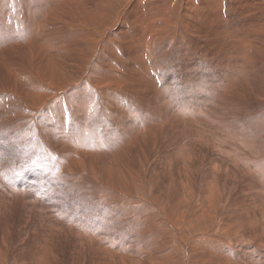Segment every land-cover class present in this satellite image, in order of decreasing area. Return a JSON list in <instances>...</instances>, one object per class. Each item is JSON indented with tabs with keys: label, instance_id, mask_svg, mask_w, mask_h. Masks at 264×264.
<instances>
[{
	"label": "rangeland",
	"instance_id": "374dc122",
	"mask_svg": "<svg viewBox=\"0 0 264 264\" xmlns=\"http://www.w3.org/2000/svg\"><path fill=\"white\" fill-rule=\"evenodd\" d=\"M100 1L114 15L110 25L125 9L123 32L141 33L146 17L164 25L145 56L119 55L146 84L122 79L119 86L115 78V88L114 80L105 89L99 76L84 85L67 77L58 92L48 84L55 96L46 105L45 96L35 105L0 85V264H158L138 260L145 253H131L122 234L161 252L163 264H264V0ZM45 2L0 0V83L9 64L4 54L28 47L36 53L64 39L60 33L39 42L40 20L29 30L32 10ZM94 30L100 40L107 31ZM104 49L99 62L116 66L120 60ZM107 62L94 71L101 75ZM26 72L23 78L32 75ZM85 159L93 161L90 177L78 171Z\"/></svg>",
	"mask_w": 264,
	"mask_h": 264
},
{
	"label": "bare ground",
	"instance_id": "6f19581e",
	"mask_svg": "<svg viewBox=\"0 0 264 264\" xmlns=\"http://www.w3.org/2000/svg\"><path fill=\"white\" fill-rule=\"evenodd\" d=\"M49 1V0H48ZM112 2L116 1V0H111ZM135 1V0H134ZM133 1V2H134ZM139 1V0H138ZM18 2V1H17ZM104 2V1H103ZM44 3V2H42ZM20 4V3H19ZM45 4H48L47 6L43 5V6H39L40 9H33L32 10V14H33V24L31 23V25L28 27L30 28L29 30L33 31V28H36L35 26L37 25V22L39 23V20H40V29H41V32L37 33V32H34L33 35H35L36 33V36L38 37V40L39 42L41 43H46V40L48 37L52 38L53 36L57 35V34H60L62 33L63 34V37L64 39L63 40H60V42H58L57 45L55 44H52L54 45L53 46V49L54 50H50V47L52 46L51 44L49 45V49L46 48H41V51L38 49L36 51V53H34V51H32L31 49L29 50V47L26 45V47H28V49L22 51V48H18L13 51H10V52H7L6 54H4L3 56V59H5L6 61L9 62V64L7 65V69H1V70H4L1 71V75L3 77V81L4 82H1L0 85L4 88V89H10L11 92H14L16 94L19 95L20 98H26L28 101L30 100L32 103H35L37 101H42V99L38 100V98L40 97H43L44 98V102L46 101L45 105L47 103H51L50 101L52 100V98L55 96L54 95V92H50V90L48 89V84H52V86H54L56 88V91L57 89L59 90V88L62 86L63 82L67 79V77L69 78H77L80 80L81 83H83V85L86 83V80L87 79H90V78H93V77H101L104 82L101 80V78L99 79L100 81H102L104 83V85L106 84L105 89L107 87V85H109V82H113L115 80V78H117L119 81H117L116 83V80L111 83L110 86L114 85L115 83L118 84L119 86L121 85L120 81H122V79H127L128 81H130L131 83L132 82H145V78L140 75L139 71H133V66H131V64H128V60L124 59V58H121L123 60H126L127 64L125 63V61L123 62V60L121 61L120 59V56H121V52H124V54H126L127 56H131L134 57L135 54L136 55H140L142 56H145L147 54V50H146V47H147V43H148V40H149V44H154L155 39L158 38V35L160 34V28H163L162 25L161 27L160 26H156L154 25L151 20H148L147 17L142 21L140 22H143L145 24L146 22V26L144 25V28L145 30L144 31H141V33L138 34V31H137V34L134 30H131L129 32H123V28H124V23H128V22H125L122 20L124 19L125 17V9L123 10H120V14L118 13V23L115 24L114 22V15L110 14L109 13V10L108 8L104 5V6H101L102 2L100 0H50V4L49 3H46ZM119 7V6H118ZM116 8V7H115ZM132 9V8H131ZM137 9V8H136ZM117 11V10H116ZM138 11V10H137ZM133 12V11H132ZM136 11L134 10V13ZM139 13V11L137 12ZM143 12H141L140 14H142ZM133 13H131L132 15ZM31 15V12L29 13L28 17ZM112 16L110 18V20L108 22H110L109 24L107 23V20H108V17ZM130 15V13H129ZM135 15V14H134ZM145 15V14H144ZM142 15V16H144ZM247 15V14H246ZM141 16V17H142ZM21 17V16H20ZM127 17V16H126ZM125 17V18H126ZM136 17V16H134ZM130 18V21L134 20L132 18L131 20V17L129 16ZM137 18V17H136ZM264 18V17H263ZM31 19V18H30ZM88 19V20H86ZM90 19V20H89ZM128 19V18H127ZM126 21H129L127 20ZM35 20V21H34ZM136 21H138L137 19H135ZM112 21H114V25H110L112 24ZM117 21V20H116ZM129 21V22H130ZM135 21V24H137ZM28 22V23H29ZM133 22V21H132ZM36 23V24H35ZM159 23V22H158ZM262 22H260L259 18H257L254 22V27H260V24ZM131 24V22H130ZM129 24V25H130ZM134 24V26H135ZM128 25V24H127ZM133 25V24H132ZM131 25V26H132ZM138 25V24H137ZM158 25V24H157ZM39 26V25H38ZM89 26L92 27V31H88L90 29H87L89 28ZM102 26H105L106 27V34L104 35V37L102 38V40L99 39V37H97L95 35V33H97V31L94 33V29H96L97 27H102ZM133 26V27H134ZM263 26V25H262ZM140 26H138L139 28ZM166 28V27H165ZM211 28V27H209ZM217 28V27H216ZM232 28V27H231ZM251 28V27H249ZM248 28V29H249ZM261 28H264V27H261ZM207 29V28H206ZM252 29V28H251ZM255 28H253L254 30ZM260 29V28H259ZM98 30V29H97ZM257 30V29H256ZM40 31V30H39ZM195 31V30H193ZM213 31V30H212ZM215 31V29H214ZM213 31V33H215ZM177 32V31H176ZM211 33V31H209ZM218 32V31H217ZM216 32V33H217ZM255 32V31H254ZM257 32H259L257 30ZM262 32V31H261ZM175 33V32H174ZM205 33V32H204ZM247 33V31H246ZM253 33V32H252ZM31 36H32V32H30ZM49 34V35H47ZM98 34V33H97ZM126 34H129V35H133L134 39H132V41L128 40V42H126L124 40V42L122 41V37L125 36ZM212 34V33H211ZM250 34V33H249ZM254 34V33H253ZM29 35V34H28ZM99 35V34H98ZM248 34H246L247 36ZM26 36V35H25ZM60 37V35H58ZM207 36V35H206ZM215 36V34L213 35ZM221 36V35H220ZM30 37V35H29ZM28 37V38H29ZM62 37V36H61ZM226 37V36H225ZM224 37V38H225ZM241 37V35H240ZM248 37V36H247ZM259 37V36H258ZM57 38V37H56ZM66 38V39H65ZM132 38V37H131ZM214 38V37H213ZM221 38V37H219ZM218 38V39H219ZM264 38V37H263ZM216 39H217V36H216ZM248 39V38H247ZM54 40V39H53ZM52 40V41H53ZM37 41V40H36ZM215 41V40H214ZM213 41V42H214ZM219 41V40H217ZM216 41V43H217ZM237 42L239 41L240 43V38L239 40H236ZM246 41V40H245ZM260 41V40H258ZM19 42V41H18ZM49 42V41H48ZM54 42V41H53ZM234 42V41H233ZM232 42V43H233ZM20 43V42H19ZM29 43V42H28ZM51 43V41H50ZM235 43V42H234ZM238 43V44H239ZM243 43V42H242ZM5 44V43H4ZM33 44V43H32ZM31 44V45H32ZM220 44H223V43H220ZM237 44V43H236ZM235 44V45H236ZM3 45V44H2ZM6 45V44H5ZM37 45V44H36ZM43 45V44H42ZM60 45V46H59ZM156 45V44H155ZM164 44H159L158 45V48L161 46L162 48H164V50L168 49L169 46H170V43L167 45V46H163ZM235 45H234V48H235ZM1 46V44H0ZM4 46V45H3ZM39 46V44L37 45ZM149 46V45H148ZM153 46V49H154V45ZM220 46V45H219ZM232 46V45H231ZM241 46V45H240ZM243 46V45H242ZM21 47V46H20ZM31 48H37V47H34V46H30ZM40 47V46H39ZM107 47V50H109V52L111 54H115L116 55V58H118L120 61H117V65L115 66L114 64H110L111 62L109 61L108 59V62L110 65H112L110 67L109 66H106L105 68H103L102 70V73L101 75L99 74V71H94V68L95 67H99L101 65H106V62L102 61V62H99L101 59H102V54H103V49ZM227 47V46H226ZM11 48V47H10ZM52 48V47H51ZM109 48V49H108ZM239 48V47H238ZM236 48V49H238ZM6 50V48H4ZM13 49V48H12ZM230 49V48H229ZM232 49V48H231ZM240 49V48H239ZM241 49H243V51H245V47H241ZM105 50V49H104ZM234 50V49H233ZM22 51V52H20ZM224 51V50H223ZM165 52V51H164ZM2 53V52H1ZM0 53V54H1ZM106 53V52H105ZM151 53V52H150ZM12 56V57H9L7 55ZM239 54V53H238ZM236 55L237 56V60L238 58L241 57V55ZM58 55V56H56ZM104 55V54H103ZM120 55V56H119ZM125 55V56H126ZM152 55V53H151ZM106 57V56H104ZM123 57V56H122ZM115 58V56H113V59ZM128 58V57H126ZM138 60H139V57H137ZM228 58V57H227ZM234 58V56H233ZM112 59V58H111ZM136 59V58H134ZM133 59V60H134ZM144 59V58H142ZM142 59H140L142 61ZM105 60V58H104ZM107 60V59H106ZM115 60V59H114ZM241 60V59H240ZM3 61V60H2ZM112 61V60H111ZM131 61V59H130ZM137 61V60H136ZM114 63V62H113ZM125 63V64H124ZM130 63V62H129ZM133 63V62H132ZM145 63V62H144ZM239 63V62H237ZM236 63V64H237ZM26 64V65H25ZM103 65V66H104ZM127 67L128 66V69L126 71H122L120 72V68L121 67ZM26 70H25V68ZM2 68V67H1ZM97 69V68H96ZM101 70V69H100ZM124 70V69H123ZM25 71H27L25 74L27 73H31L32 75L26 77V78H23L22 76V73H24ZM14 75V76H13ZM35 79V83L33 84V81ZM97 79V78H96ZM72 80V79H71ZM96 81V80H95ZM97 82H99L97 80ZM96 82V83H97ZM93 83V82H92ZM50 84V85H51ZM101 84V83H100ZM146 84V82H145ZM152 84V83H150ZM65 85V83H64ZM63 85V86H64ZM67 85V84H66ZM136 85V84H135ZM149 85V83L147 84ZM51 86V87H52ZM95 86V85H94ZM102 86V85H101ZM133 86V84H132ZM65 87V86H64ZM63 87V88H64ZM80 87V86H79ZM96 87V86H95ZM98 87V86H97ZM103 87V86H102ZM124 87V86H123ZM138 87V86H137ZM165 87V86H164ZM1 88V89H3ZM101 88V87H99ZM110 88V87H109ZM112 88H115L112 86ZM117 88V87H116ZM0 89V90H1ZM54 89V88H53ZM104 89V88H103ZM104 89V91H105ZM151 88H149L150 90ZM154 89V87L152 88ZM115 90V89H114ZM125 90V89H124ZM4 91V90H3ZM108 91V90H106ZM110 91H111V88H110ZM117 91V90H116ZM136 91V90H135ZM134 91V92H135ZM148 91V90H147ZM146 91V92H147ZM58 92V91H57ZM115 92V91H114ZM143 92V91H142ZM91 93V92H90ZM104 93V92H103ZM116 93V92H115ZM137 93V92H136ZM155 93V92H154ZM108 94V93H107ZM106 94V95H107ZM112 94V93H111ZM125 94V93H124ZM127 94V93H126ZM131 94H132V91H131ZM147 94V93H145ZM149 94V92H148ZM147 94V95H148ZM99 95V94H98ZM105 95V94H104ZM109 95V94H108ZM10 96V95H9ZM47 96V97H46ZM111 96V95H110ZM146 96V95H145ZM104 97V96H103ZM107 97V96H105ZM113 97V95H112ZM37 99L34 100V99ZM50 98V99H49ZM145 98V97H144ZM6 99V98H5ZM8 99V98H7ZM49 99V100H48ZM106 99V98H105ZM48 100V101H47ZM114 100V99H113ZM158 100V99H157ZM109 101V100H108ZM141 101V100H140ZM12 102V101H11ZM115 102V100H114ZM149 103V102H148ZM42 104V103H41ZM145 104V103H144ZM33 105V104H32ZM110 105V104H109ZM39 106V105H38ZM48 107V105H47ZM109 107V106H108ZM28 108V106H27ZM30 108V107H29ZM109 108H112V107H109ZM115 108V107H113ZM8 109V108H7ZM11 109V108H10ZM33 109V108H32ZM35 109V108H34ZM1 110V109H0ZM13 110V109H12ZM48 110V109H47ZM114 110V109H113ZM116 110V109H115ZM118 110V109H117ZM7 111V110H6ZM1 112V111H0ZM9 112V111H8ZM29 112V111H28ZM27 112V113H28ZM32 112V111H31ZM30 112V114H31ZM36 112V111H35ZM118 112V111H117ZM4 113V112H3ZM7 113V112H6ZM18 113V111H17ZM15 114V113H14ZM19 116L17 115V117H20V115L22 113H18ZM29 114V113H28ZM29 114V115H30ZM5 115V114H4ZM9 115V114H8ZM27 115V114H25ZM7 116V114L5 115ZM16 115H12V117H15ZM8 117V116H7ZM10 117V116H9ZM8 117V118H9ZM22 117V116H21ZM29 117V116H28ZM33 117V116H32ZM7 118V119H8ZM31 118V117H30ZM32 119V118H31ZM37 119V118H36ZM20 120V119H19ZM38 120V119H37ZM44 120V119H42ZM15 121V120H14ZM17 121V120H16ZM22 121V120H21ZM41 121V119L39 120ZM6 122V121H5ZM20 122V121H19ZM30 122V121H29ZM33 122V121H32ZM4 123V122H3ZM16 123V122H15ZM14 123V124H15ZM41 123V122H40ZM13 124V128L16 127V125ZM21 124V123H20ZM33 124V123H32ZM18 125V124H17ZM36 125V124H35ZM20 126V125H19ZM19 126H17L16 128H18ZM23 127V123L21 125ZM9 127V126H8ZM79 128V127H78ZM80 130V129H79ZM78 130V132H79ZM36 131V130H34ZM74 131V130H73ZM81 131V130H80ZM27 133V132H26ZM25 133V134H26ZM35 133V132H34ZM77 133V132H76ZM25 134L23 133V135L25 136ZM75 134V132H74ZM85 134V133H84ZM75 135H78V134H75ZM81 135H82V132H81ZM19 136V135H18ZM53 137V136H52ZM45 138V137H44ZM47 139V138H46ZM81 141H84V140H81ZM196 144V143H195ZM146 145V144H145ZM67 149V148H66ZM69 149V148H68ZM219 149V148H218ZM214 150V148H213ZM144 151V150H143ZM208 152V151H207ZM212 154V153H211ZM72 155V158H74L75 156L73 154ZM94 157V156H93ZM87 159H92V158H87ZM73 160V159H71ZM76 160H79L80 161V158H75V162ZM86 160V159H85ZM165 160V159H164ZM78 161V162H79ZM87 161V160H86ZM237 161V160H236ZM72 162V161H71ZM83 161H81L82 163ZM88 164H85V166L83 165V167L85 168L84 170H79V173H82L84 174L86 177H90V170L92 169L93 167V161L92 160H89L87 161ZM77 163V162H76ZM80 163V162H79ZM143 163V162H142ZM165 163V162H164ZM185 164V163H184ZM187 165V164H186ZM211 165V164H210ZM147 167V166H146ZM169 167V166H168ZM133 169V168H131ZM144 170V168H143ZM104 171V170H103ZM131 172V171H130ZM138 173V172H137ZM133 174V173H132ZM166 174V173H165ZM216 174V173H215ZM124 175V174H123ZM106 176V175H105ZM102 177V176H101ZM125 177V176H124ZM142 177V176H141ZM144 177V176H143ZM103 178V177H102ZM121 178V177H120ZM118 179V178H117ZM127 179V178H126ZM206 179V178H205ZM122 181V180H120ZM123 182V181H122ZM133 182V181H132ZM212 182V181H211ZM97 183V182H96ZM100 184V183H99ZM125 184V183H124ZM146 184V183H145ZM129 185V184H128ZM139 186V185H138ZM25 188V187H24ZM120 188V186H119ZM122 188V187H121ZM211 188V187H210ZM111 189V188H110ZM126 189V188H125ZM132 189H135V188H132ZM214 189V188H213ZM123 190V189H122ZM209 190V189H208ZM124 191V190H123ZM126 191V190H125ZM214 191V190H213ZM140 192V191H139ZM126 193V192H125ZM124 193V194H125ZM141 193V192H140ZM223 193V192H222ZM128 194V193H127ZM127 196V195H126ZM157 196V195H156ZM127 197H130V196H127ZM142 197V196H141ZM124 198V196H123ZM134 198H138L137 195H135ZM162 198V197H161ZM160 198V199H161ZM178 198V197H177ZM119 199V198H118ZM131 199V198H129ZM158 199H159V196H158ZM55 200V199H54ZM128 200V199H127ZM134 200V199H133ZM132 200V202H133ZM155 200V199H154ZM213 200V199H212ZM119 201V200H118ZM126 201V200H125ZM134 201H137V200H134ZM139 201V200H138ZM141 201V200H140ZM122 202V201H121ZM129 202V201H128ZM147 202V201H146ZM161 202V201H160ZM176 202V201H175ZM213 202V201H212ZM137 203V202H136ZM135 203V204H136ZM162 203V202H161ZM177 203V202H176ZM55 204V203H54ZM142 203H140L139 205H141ZM164 204V203H163ZM143 205V204H142ZM166 205V204H165ZM164 205V206H165ZM58 206V205H57ZM57 206H54V207H57ZM144 206V205H143ZM164 206H163V209H164ZM211 207V206H210ZM134 208V207H133ZM159 208V207H158ZM203 208V206L201 207ZM138 209V208H137ZM136 209V210H137ZM140 209V208H139ZM215 209V208H214ZM155 210V209H154ZM166 210V209H165ZM201 210V214L198 215L201 217V215L204 214V211H206L205 209H200ZM213 210V209H212ZM145 211V209L143 210ZM171 211V210H170ZM173 211V210H172ZM176 211V210H175ZM211 212V211H210ZM144 214L146 213L143 212ZM174 213V212H173ZM207 213V212H206ZM176 214V213H175ZM174 214V215H175ZM197 214V213H196ZM199 214V213H198ZM213 214V213H212ZM133 215V214H132ZM146 215V214H145ZM182 215V214H181ZM153 216V215H152ZM151 216V217H152ZM170 216V215H168ZM196 216V215H195ZM211 216V215H210ZM87 217V216H86ZM146 217V216H145ZM182 217V216H181ZM133 218V217H132ZM183 218V217H182ZM196 218V217H194ZM88 219V218H87ZM168 219V218H167ZM165 219V220H167ZM181 219V218H180ZM190 219V217H189ZM200 219V218H199ZM202 219V218H201ZM200 219V220H201ZM134 220H136V218H134ZM174 220L175 217H174ZM179 220V219H178ZM206 220H208L206 218ZM93 221V220H92ZM96 221V220H94ZM183 221V220H182ZM90 222V221H88ZM151 222V220H150ZM169 222V221H168ZM177 223V221H175ZM194 222V221H193ZM87 223V222H86ZM97 223V222H96ZM141 223V222H140ZM139 223V224H140ZM170 223V222H169ZM168 223V224H169ZM175 223V224H176ZM179 223V222H178ZM192 223V222H191ZM204 223V222H203ZM240 223V222H239ZM84 224V223H83ZM92 224V222L90 223ZM106 224V223H105ZM190 224V223H189ZM216 224V223H215ZM85 225V224H84ZM89 225V224H88ZM95 225V224H94ZM143 225V224H142ZM141 225V226H142ZM173 225V224H172ZM195 225V224H194ZM96 226V225H95ZM100 226V225H99ZM193 226V225H192ZM205 226V225H204ZM231 226V225H230ZM229 226V227H230ZM88 227V226H87ZM92 227V225H91ZM171 227V226H170ZM177 228L174 229L175 230V233L177 235H179L178 233V229H181L178 227V225L176 226ZM219 227V226H218ZM217 227V228H218ZM228 227V229H229ZM80 228V227H79ZM93 228V227H92ZM144 228V227H143ZM175 228V227H174ZM224 228V227H223ZM84 229V228H82ZM99 229V228H97ZM95 229V230H97ZM102 229V228H101ZM161 229V228H160ZM219 229V228H218ZM225 229V228H224ZM85 230V229H84ZM214 230V229H213ZM220 230V229H219ZM80 231V230H79ZM100 231V230H99ZM212 231V230H211ZM235 231V230H234ZM85 232V231H84ZM159 232V231H158ZM162 232V231H161ZM160 232V233H161ZM165 232L167 233V230H165ZM171 232V231H170ZM181 232V231H180ZM228 232V231H227ZM81 233V232H80ZM83 233V232H82ZM159 233V234H160ZM84 234V233H83ZM82 234V236H84ZM91 234V233H90ZM93 234V233H92ZM91 234V235H92ZM165 234V233H164ZM169 234V233H167ZM173 234V233H172ZM216 234V233H215ZM263 234V233H262ZM95 235V234H94ZM93 235V236H94ZM101 235V233H100ZM156 235V234H155ZM154 235V236H155ZM162 235V234H161ZM166 235V234H165ZM170 235V234H169ZM181 235V234H180ZM214 235V234H213ZM106 237V235H104ZM121 236H123V240L126 244L130 245L131 246V253H133L134 251V248H137L139 247V251L141 252H144L145 254L142 253L141 256H138V260L140 259L141 262H144L146 259L148 260V262L150 261H155L157 262L158 264H163L164 262H160L161 260L164 259L165 261V258L164 257H160L158 255H156L157 253H161V252H157V251H161L160 247L162 246L160 243V247L159 249L160 250H155L157 253L153 254V253H150L149 252V249L146 248L144 246V242L142 241V239H138V240H135V238H133L134 240L130 239L128 240L125 236L126 234H122ZM139 236V235H138ZM168 236V235H166ZM174 236V235H173ZM230 236V235H229ZM85 237V236H84ZM89 237H91L89 235ZM95 237V236H94ZM102 237V236H101ZM141 237V236H140ZM171 237V236H170ZM205 237V235H204ZM87 238V237H86ZM97 238V236H96ZM99 238V237H98ZM104 238V237H103ZM118 238V237H117ZM121 238V237H120ZM145 238H148V237H145ZM168 238V237H167ZM179 238V237H178ZM229 238V237H228ZM90 239V238H89ZM112 239V238H111ZM119 239V238H118ZM176 239V238H175ZM174 239V240H175ZM180 239V238H179ZM204 239V238H203ZM231 239V237H230ZM261 239V238H260ZM113 240V239H112ZM150 240V239H149ZM183 240V239H182ZM181 240V241H182ZM206 243H211L209 242L211 240L208 239H204ZM228 240V239H227ZM117 241V240H116ZM116 241H113V242H116ZM133 241H136L137 242V245L135 246H132V242ZM146 241V240H144ZM160 241V240H159ZM254 241V240H253ZM264 241V240H263ZM99 242V241H98ZM171 242V241H170ZM179 242V241H178ZM261 242V241H260ZM105 243V241H104ZM120 243V242H119ZM148 243V241H147ZM174 243V242H172ZM172 243H169V244H172ZM182 243V242H181ZM205 243V244H206ZM117 244V242H116ZM115 244V245H116ZM135 244V243H133ZM155 244V243H154ZM200 244V243H199ZM214 244V242H213ZM90 245H92V243L90 242ZM114 245V244H113ZM122 245V244H121ZM153 245V244H151ZM158 245V244H157ZM173 245V244H172ZM175 245V244H174ZM256 245V244H255ZM81 246V245H80ZM99 246V245H98ZM125 246V245H123ZM122 246V248H123ZM165 245L163 244V247ZM168 246V245H167ZM171 246V245H170ZM198 245H194L191 247L192 249L194 247H196ZM208 246V245H207ZM212 246V245H211ZM96 247V246H95ZM110 247V245H109ZM120 247V246H119ZM169 247V246H168ZM173 247V246H172ZM176 247V245H175ZM199 247V246H198ZM255 247V246H254ZM104 248V247H102ZM115 248V247H114ZM171 248V247H170ZM92 249V248H91ZM95 249V248H94ZM97 249V248H96ZM109 249V248H108ZM111 249V248H110ZM158 249V248H157ZM169 249V248H168ZM167 249V250H168ZM209 249V248H208ZM112 250H113V247H112ZM119 250H122V249H119ZM126 250V249H125ZM151 250V249H150ZM227 250V249H226ZM92 251V250H91ZM90 251V252H91ZM110 251V250H109ZM116 251V250H115ZM124 251V250H122ZM127 251V250H126ZM152 251V250H151ZM173 250L171 249L170 252H172ZM190 251V249H189ZM193 251V250H192ZM114 251L111 252V254L113 253ZM120 252V251H119ZM137 252V251H135ZM174 252V251H173ZM95 253V251H94ZM97 253V252H96ZM121 253V252H120ZM130 253V254H131ZM175 253V252H174ZM101 254H103L101 252ZM100 254V255H101ZM122 254V253H121ZM125 254V252H124ZM177 254V252H176ZM211 254V252H210ZM133 255V254H132ZM131 255V256H132ZM175 255V254H174ZM172 254V256H174ZM207 257H208V254H206ZM170 256V255H169ZM168 256V257H169ZM180 256V255H179ZM192 256V255H191ZM210 256V255H209ZM216 256V255H215ZM108 257V256H107ZM110 257V256H109ZM113 257V256H112ZM115 257V255H114ZM177 257V255H176ZM196 257V256H195ZM206 257V258H207ZM102 258V256H101ZM116 258V257H115ZM114 258V259H115ZM223 258V257H222ZM230 258V257H229ZM93 259V257H92ZM91 259V260H92ZM103 259V258H102ZM105 259V258H104ZM111 259V258H110ZM113 259V258H112ZM111 259V260H112ZM113 259V260H114ZM213 259V258H212ZM264 259V258H263ZM136 260V259H134ZM177 259H175L176 261ZM185 260V259H184ZM223 260V259H221ZM133 261V260H132ZM174 261V262H175ZM208 261V260H207ZM97 262V261H95ZM94 262V263H95ZM116 262V260H115ZM129 262V261H128ZM135 262V261H133ZM167 262V261H166ZM170 262H173L170 261ZM173 262V263H174ZM178 261H176L177 263ZM217 262V261H216ZM228 262V261H227ZM226 262V263H227ZM127 263V262H126ZM138 263V262H137ZM136 263V264H137ZM151 263V262H150ZM241 263V262H240ZM130 264V263H129ZM133 264V263H131ZM149 264V263H148ZM167 264V263H166ZM175 264V263H174ZM225 264V263H224Z\"/></svg>",
	"mask_w": 264,
	"mask_h": 264
}]
</instances>
